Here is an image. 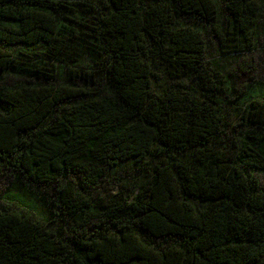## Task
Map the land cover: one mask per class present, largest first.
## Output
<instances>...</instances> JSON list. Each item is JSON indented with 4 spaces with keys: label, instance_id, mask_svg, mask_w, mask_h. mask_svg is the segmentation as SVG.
Returning <instances> with one entry per match:
<instances>
[{
    "label": "trees",
    "instance_id": "1",
    "mask_svg": "<svg viewBox=\"0 0 264 264\" xmlns=\"http://www.w3.org/2000/svg\"><path fill=\"white\" fill-rule=\"evenodd\" d=\"M0 264H264V0H0Z\"/></svg>",
    "mask_w": 264,
    "mask_h": 264
}]
</instances>
